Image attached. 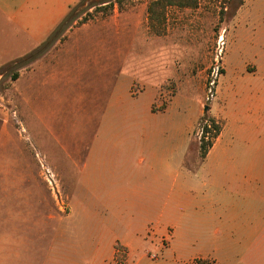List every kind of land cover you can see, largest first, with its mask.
<instances>
[{"label": "crops", "instance_id": "1", "mask_svg": "<svg viewBox=\"0 0 264 264\" xmlns=\"http://www.w3.org/2000/svg\"><path fill=\"white\" fill-rule=\"evenodd\" d=\"M79 3L0 0V69L22 63L15 85L36 119L35 102L47 93L48 159L56 156L51 163L71 176L73 198L67 215L22 205L3 216L0 264H264V94L188 167L176 127L173 139L160 112L151 109L144 124L124 106L135 97V77L122 96L118 78H103L101 58L113 49L85 39L98 31L58 29ZM97 66L94 93L100 98L110 88L106 103L84 109V95H77L82 125L69 143L53 123L57 102L70 100L71 86ZM187 245L198 250L183 254Z\"/></svg>", "mask_w": 264, "mask_h": 264}, {"label": "rangeland", "instance_id": "2", "mask_svg": "<svg viewBox=\"0 0 264 264\" xmlns=\"http://www.w3.org/2000/svg\"><path fill=\"white\" fill-rule=\"evenodd\" d=\"M154 1L80 0L66 27L98 31L85 39L86 44L113 49L111 56L101 58L103 78H118L122 96L135 77V97L124 106L144 124L151 109L160 112V125L173 139L176 127L177 144L187 146L185 164L190 167L203 159L200 142L208 119L222 127L236 125L244 111H255L264 94V0H197L192 8L167 6L163 23L155 22V28L148 15ZM21 64L0 69V221L22 205L54 207L59 217L67 215L73 203L71 176H63L61 163H51L56 156L48 159L47 93L35 102L40 114L36 119L31 102L22 100L15 85ZM107 66L109 73L103 70ZM99 71L97 66L72 85L66 103L57 102L61 106L53 123L58 122L69 143L74 144L81 131L77 95H84V109L106 103L110 88L100 98L94 93ZM52 109L58 110L55 105ZM197 250L187 245L182 252L191 255ZM198 261L212 263L198 259L193 264Z\"/></svg>", "mask_w": 264, "mask_h": 264}, {"label": "trees", "instance_id": "3", "mask_svg": "<svg viewBox=\"0 0 264 264\" xmlns=\"http://www.w3.org/2000/svg\"><path fill=\"white\" fill-rule=\"evenodd\" d=\"M110 1L104 2L109 3ZM103 3V4H104ZM197 4V0H156L152 2L149 6L148 15L153 25L155 22L160 24L163 23L164 10L167 6H177L181 8H192ZM160 10V11H159ZM69 20L66 18L64 22L60 24L58 29L66 28V23ZM152 27L155 28L153 25ZM161 31V30H160ZM159 33V30H158ZM159 35V34H158ZM222 124L215 120L214 118L208 119L202 127L203 135L200 142V153L202 158H205L208 151L212 148L214 141L218 138L222 131ZM198 264H206V262L198 261Z\"/></svg>", "mask_w": 264, "mask_h": 264}, {"label": "water", "instance_id": "4", "mask_svg": "<svg viewBox=\"0 0 264 264\" xmlns=\"http://www.w3.org/2000/svg\"><path fill=\"white\" fill-rule=\"evenodd\" d=\"M207 109H208V108L206 107V108H205V111H207Z\"/></svg>", "mask_w": 264, "mask_h": 264}]
</instances>
